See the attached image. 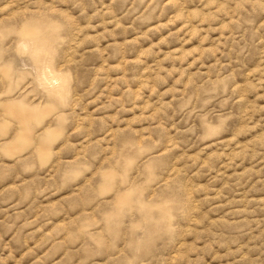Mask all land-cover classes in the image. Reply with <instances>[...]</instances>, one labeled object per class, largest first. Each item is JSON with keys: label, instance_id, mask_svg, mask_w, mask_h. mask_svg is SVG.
I'll list each match as a JSON object with an SVG mask.
<instances>
[{"label": "rangeland", "instance_id": "374dc122", "mask_svg": "<svg viewBox=\"0 0 264 264\" xmlns=\"http://www.w3.org/2000/svg\"><path fill=\"white\" fill-rule=\"evenodd\" d=\"M0 264H264V0H0Z\"/></svg>", "mask_w": 264, "mask_h": 264}]
</instances>
